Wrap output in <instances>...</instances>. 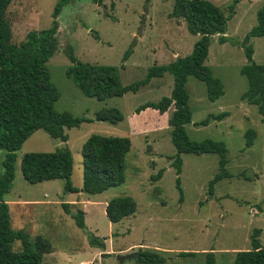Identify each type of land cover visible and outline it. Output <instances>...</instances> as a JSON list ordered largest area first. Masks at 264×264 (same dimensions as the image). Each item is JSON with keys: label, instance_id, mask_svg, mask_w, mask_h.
I'll use <instances>...</instances> for the list:
<instances>
[{"label": "rangeland", "instance_id": "374dc122", "mask_svg": "<svg viewBox=\"0 0 264 264\" xmlns=\"http://www.w3.org/2000/svg\"><path fill=\"white\" fill-rule=\"evenodd\" d=\"M57 0H12L4 14L11 32V43L20 46L30 31L49 28ZM229 16L234 0H208ZM175 0H75L58 17V46L47 62L51 83L60 93L54 108L84 117L77 128L66 131L68 140L50 138L43 130L33 133L15 153L14 180L4 200L9 206L11 227L23 231L32 241L40 236L50 245L42 264H137V259L118 261L119 256L149 251L165 259L162 264H207L206 253H214V264H232L237 251L250 250L255 229L264 248V122L257 107L241 100L247 90L240 73L246 64L241 43L256 25V13L264 0H239L226 28V42L213 36L205 65L222 85L224 94L211 102L203 82L189 77L186 89L192 118L185 129L192 141L210 139L227 147L228 177L212 189L210 181L219 173L216 154H183L178 176L182 200L176 188L172 161L175 154L170 127L165 123L172 112L160 115L152 109L135 113L148 102L169 97L172 76L153 79L136 93L97 101L84 96L65 71L71 65L67 51L84 63L119 68L122 86L143 79L153 65H165L192 51L198 36L188 33L185 22L170 18ZM97 37V38H96ZM253 60L264 65V37L249 40ZM132 48L129 59L120 68L124 52ZM170 86V89H169ZM116 108L123 120L111 124L95 120V113ZM172 111V110H171ZM228 113L221 121L199 125L210 115ZM169 121V120H168ZM256 132L250 148L244 134ZM127 137L131 150L125 159V182L99 195L81 192L82 145L92 135ZM67 148L73 157L71 183L78 193H65L64 182L53 180L28 184L21 174V160L28 153H53ZM6 151L0 150V175ZM162 170L159 179H154ZM117 197H131L136 212L119 223L105 215L106 203ZM84 212L86 229L78 228L66 214ZM102 239L104 249L90 244L87 234ZM130 246L134 249L126 251ZM20 243L14 244L18 250ZM179 252H196L180 257Z\"/></svg>", "mask_w": 264, "mask_h": 264}, {"label": "trees", "instance_id": "16d2710c", "mask_svg": "<svg viewBox=\"0 0 264 264\" xmlns=\"http://www.w3.org/2000/svg\"><path fill=\"white\" fill-rule=\"evenodd\" d=\"M12 0H0V150L6 151L2 162L3 172L0 175V264H42L45 253L50 252V245L42 237L30 240L23 231H14L11 227L9 206L4 196L9 193L14 180L15 153L24 142L36 131L43 130L52 139L66 143V131L77 128L81 123L90 120L74 117L69 112H58L54 105L60 98L57 88L51 83L47 62L57 50L58 17L63 8L75 0H57L51 14L49 28L30 31L27 39L20 46L11 43V32L4 22V14ZM234 0L229 7V16L208 0H175L170 18L185 22L189 34L198 36L192 52L185 57H178L166 65H153L147 70L145 77L128 86H122L119 68L100 66L79 61L72 48L67 51L71 63L65 74L71 79L80 92L97 101L113 97H122L131 92L136 93L153 78H161L168 73L173 78V89L169 97H162L157 103L148 102L136 108L135 113L152 109L159 114L165 113L171 105L174 107L169 126L170 139L175 154L168 157L172 161L176 178V188L182 200L179 175L182 172L183 154H216L218 156L219 173L210 181L212 189L219 180L228 177L226 170L227 147L224 142L205 139L192 141L185 129L191 123V110L186 83L189 77L203 82L207 98L214 102L223 96V85L212 75L205 61L213 36H218V43L226 40L227 23L234 15ZM264 37V5L256 13V25L244 37L243 49L246 64L240 73L246 78L247 90L241 100L257 107L264 122V65L253 60V48L249 40ZM97 38V37H96ZM132 53L128 48L121 59L120 68H124ZM228 113L210 115L199 125L207 126L211 120L221 121ZM95 120L116 124L123 120V115L116 108L103 109L95 113ZM245 147L250 148L256 138V132L248 129L245 134ZM132 147L127 137H107L92 134L82 145V186L81 192L87 195H99L121 186L125 182V159ZM73 157L69 149L64 148L53 153H28L21 160V174L28 184H38L53 180L64 182L65 193H78L71 183L73 173ZM162 175L160 170L154 179ZM70 204H62V208L75 225L85 230L84 212H71ZM137 205L131 197H117L109 200L105 207V215L109 222L119 223L136 212ZM261 230L255 229L251 237L250 250L237 251L232 264H264V248L257 237ZM92 246L104 249L102 239L87 234ZM19 242L20 248L14 249ZM137 264H162L165 259L149 251H138ZM196 252H179L180 257H193ZM207 264H214V253H206Z\"/></svg>", "mask_w": 264, "mask_h": 264}, {"label": "crops", "instance_id": "0c3cea01", "mask_svg": "<svg viewBox=\"0 0 264 264\" xmlns=\"http://www.w3.org/2000/svg\"><path fill=\"white\" fill-rule=\"evenodd\" d=\"M213 38V37H212ZM192 52V51H191ZM187 56V55H186ZM174 61V60H173ZM172 62V61H171ZM166 65V64H165ZM165 74H168V73H165ZM164 74V75H165ZM164 75H163V77H161V78H153V79H160V80H165V81H167V82H169L170 83V86H171V80L169 79V78H164ZM168 75H170V74H168ZM171 76V75H170ZM153 79H151V81L153 80ZM151 81L147 84V86H149V84L151 83ZM170 86H169V89H170ZM172 89H173V87H172ZM110 99V98H109ZM107 100V99H106ZM105 101V100H104ZM172 110V111H171ZM168 111H170V112H172L173 113V111H174V107H173V105H171L170 107H169V109L165 112V113H163V114H166ZM157 112V111H156ZM172 113L170 114V116L168 117V118H171V116H172ZM163 114H160V115H163ZM169 120V119H168ZM168 120H166L165 121V123L167 122V124L169 125V121ZM170 127V126H169ZM170 130H171V127H170ZM107 204V203H106ZM134 247H136V246H130L126 251H129V250H132V249H134Z\"/></svg>", "mask_w": 264, "mask_h": 264}, {"label": "water", "instance_id": "95a60500", "mask_svg": "<svg viewBox=\"0 0 264 264\" xmlns=\"http://www.w3.org/2000/svg\"><path fill=\"white\" fill-rule=\"evenodd\" d=\"M139 258H140V256L138 254L132 253V254H128L125 256H119L117 259L119 262H123L126 259H137V260H139Z\"/></svg>", "mask_w": 264, "mask_h": 264}]
</instances>
